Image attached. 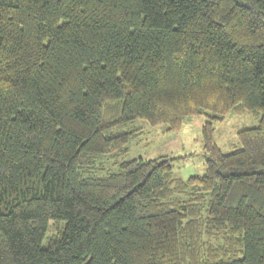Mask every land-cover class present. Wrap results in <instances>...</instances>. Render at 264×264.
<instances>
[{"label":"trees","instance_id":"16d2710c","mask_svg":"<svg viewBox=\"0 0 264 264\" xmlns=\"http://www.w3.org/2000/svg\"><path fill=\"white\" fill-rule=\"evenodd\" d=\"M200 115L201 176L98 161ZM0 264H264V0H0Z\"/></svg>","mask_w":264,"mask_h":264},{"label":"rangeland","instance_id":"374dc122","mask_svg":"<svg viewBox=\"0 0 264 264\" xmlns=\"http://www.w3.org/2000/svg\"><path fill=\"white\" fill-rule=\"evenodd\" d=\"M210 115V112H206ZM206 115L187 117L178 131L166 130V125L150 126L144 120H136L128 125V130L136 129V136L126 145L124 153L101 156L106 171H114L117 164L131 159H171L173 173L183 180L190 175H203L205 172L202 127ZM258 118L248 113H228L221 121L213 122V141L222 152H230L237 147V132L244 127H255ZM100 175V173H99ZM57 227L62 224L58 223ZM55 224L49 225L47 238L50 239Z\"/></svg>","mask_w":264,"mask_h":264}]
</instances>
